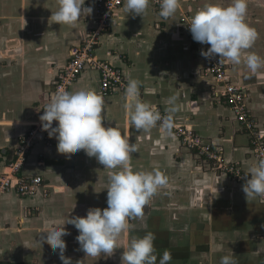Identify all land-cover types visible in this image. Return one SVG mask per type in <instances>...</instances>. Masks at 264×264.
Wrapping results in <instances>:
<instances>
[{
	"label": "crops",
	"instance_id": "obj_1",
	"mask_svg": "<svg viewBox=\"0 0 264 264\" xmlns=\"http://www.w3.org/2000/svg\"><path fill=\"white\" fill-rule=\"evenodd\" d=\"M231 0H180L170 18L150 0L144 16L129 14L125 3L115 22L99 35L93 55L121 68L128 82H141L140 98L165 112L175 95L178 126H186L214 145L225 164H234L245 176L259 162L250 136L235 119L223 98L213 95L215 80L204 74L208 60L192 41L186 23L208 3L227 6ZM74 25L50 20L57 0H0V180L10 171L16 147L40 121V113L56 94L59 73L68 65L71 51L83 46L97 28V7ZM245 22L258 33L252 48L264 58V0H248ZM232 80L246 88L251 113L264 133V68L253 74L243 63L230 61ZM93 89L105 101L104 126H119L138 152L131 154L134 171L160 170L167 178L145 207L142 217L130 218L129 228L117 240L112 255L87 256L76 237L79 231L67 221L86 217L90 208L107 205L109 177L119 169H104L81 150L70 158L57 151L58 141L38 131L21 174L43 177L44 185L32 195L15 190L0 195V264H63L41 235L63 225L70 233L64 255L72 264H121L132 238L155 235L159 258L167 250L170 264H221L223 256L235 264H264V199L245 197L246 179L216 168L215 161L186 146L175 132L161 134L159 124L148 132L136 130L126 115L125 89L103 93L100 72L87 67L69 92ZM58 122L54 121L53 126Z\"/></svg>",
	"mask_w": 264,
	"mask_h": 264
},
{
	"label": "clouds",
	"instance_id": "obj_2",
	"mask_svg": "<svg viewBox=\"0 0 264 264\" xmlns=\"http://www.w3.org/2000/svg\"><path fill=\"white\" fill-rule=\"evenodd\" d=\"M150 0H125V10L133 15L144 16ZM58 10L50 20L60 25H74L82 16L91 15L92 7H84L85 0H57ZM180 7V0H160L159 15L168 19ZM248 0H231L224 6L220 3H208L199 9L190 21L193 39L210 45L207 51H201L205 58L219 57V63L230 61L234 65L243 63L251 73L256 74L264 68V58L254 52L244 55L252 48L258 38L257 31L245 22ZM141 82L129 78L125 87V108L130 123L136 130L145 132L157 127L161 134L171 136L175 127L174 114L179 111L178 97L168 98L165 114L140 96ZM104 98L93 89L78 91H59L45 107L40 116L42 131L58 141L59 154L70 158L84 150L86 155L94 157L104 169H119L110 177L107 187V207L90 208L86 217L75 216L67 223L73 225L79 235L76 237L81 250L87 256L112 255L117 249L118 238L129 228V219L142 217L144 209L158 190L167 185L168 178L158 169L152 171H134L131 167V154L138 152L135 143H130L127 133L119 126L105 127L103 113ZM58 122L53 126V122ZM242 191L246 199L264 197V158L253 165L246 175ZM41 235V243H47L51 249L59 251L63 264H72L66 257L64 236L70 233L63 225L53 226ZM155 235L148 232L143 237L132 238L124 248L121 264H157L154 246ZM171 253L167 250L159 258L158 264H170ZM221 264H235L230 256H223Z\"/></svg>",
	"mask_w": 264,
	"mask_h": 264
},
{
	"label": "built area",
	"instance_id": "obj_3",
	"mask_svg": "<svg viewBox=\"0 0 264 264\" xmlns=\"http://www.w3.org/2000/svg\"><path fill=\"white\" fill-rule=\"evenodd\" d=\"M90 1L94 2L97 7V28L83 46L72 49L68 65L58 75L56 94L61 90L67 91L69 86L74 83L77 77L87 67H94L100 72L101 89L103 93L107 94L117 88L124 90L128 83L121 68L113 66L107 61L97 59L95 55H93L94 47L99 40L100 33L115 22L116 10L125 3V0ZM152 1H154L158 10H160V0ZM181 20L186 23V26L188 27L187 30L189 31L191 39L195 43L197 49L199 51H207L208 48H210V45L202 44L193 39L189 28L191 21L190 17L184 15ZM207 60L208 64L204 70V74L212 76L215 80V85L212 86L213 95L223 98L227 102L235 119L249 134L252 150L255 156L259 160L264 158V133L259 129L258 122L248 106L246 88L232 80L229 73V61L219 63L218 56L214 59L207 58ZM44 109L40 113V116L43 115ZM157 109L162 115L165 114L160 108ZM39 130L42 131L41 121L34 125L26 135L20 138L15 150L14 158L9 166L10 171L0 180V195L6 191L15 190L20 195L28 196L37 192L40 187H43L44 180L42 176H28L20 173L27 155L34 145L36 133ZM173 132L182 138L183 143L186 146L193 148L199 153L206 155L209 159L214 160L217 169H221L222 171L233 175L236 179H246L244 172L238 168L237 165L225 164L220 157V152L214 147V145L205 141L201 136L195 133L194 130L189 129L186 126H178L175 123ZM262 198L264 199V197Z\"/></svg>",
	"mask_w": 264,
	"mask_h": 264
},
{
	"label": "rangeland",
	"instance_id": "obj_4",
	"mask_svg": "<svg viewBox=\"0 0 264 264\" xmlns=\"http://www.w3.org/2000/svg\"><path fill=\"white\" fill-rule=\"evenodd\" d=\"M219 170H221V169H219Z\"/></svg>",
	"mask_w": 264,
	"mask_h": 264
}]
</instances>
